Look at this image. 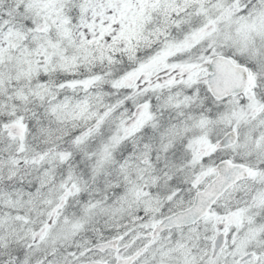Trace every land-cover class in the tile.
I'll return each mask as SVG.
<instances>
[{
	"label": "snow or ice",
	"instance_id": "obj_1",
	"mask_svg": "<svg viewBox=\"0 0 264 264\" xmlns=\"http://www.w3.org/2000/svg\"><path fill=\"white\" fill-rule=\"evenodd\" d=\"M0 264H264V0H0Z\"/></svg>",
	"mask_w": 264,
	"mask_h": 264
}]
</instances>
